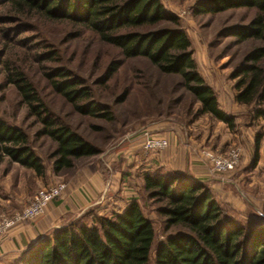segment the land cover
Instances as JSON below:
<instances>
[{
    "label": "rangeland",
    "instance_id": "1",
    "mask_svg": "<svg viewBox=\"0 0 264 264\" xmlns=\"http://www.w3.org/2000/svg\"><path fill=\"white\" fill-rule=\"evenodd\" d=\"M199 1L161 0L168 13L175 17L178 13L183 15L178 17L184 18L177 19L191 42L197 71L216 94L219 109L232 120V126L209 115L199 116L200 105L179 89L180 78L159 74L147 60L124 62L106 81L109 66L120 60V54L103 45L99 35L89 31L77 33L64 21L23 19L0 0V120L25 133L44 168L52 172L48 156L55 147L47 138H37L41 127L36 118L29 115L16 86L11 84L15 75L20 74L33 86L50 119L62 121L100 151L95 158L76 162L72 170L57 176L59 179L52 187L57 183L65 185L60 200L67 194L69 183L77 181L78 193L81 184L91 193L95 215H99V210L102 215L120 213L132 200L139 202L155 232L149 264H156L159 246L167 235L174 233L172 230L169 234L165 232V219L157 214L162 205L147 198L145 179L149 176L163 179L178 176L188 185L197 186L201 193H208L224 217L237 225L249 231L264 226V119L255 118L257 111H264V103L256 109L239 105L236 102L238 80L232 79V74L258 43L253 40L239 43L231 34L236 28L248 25L256 12L244 9L194 17V7ZM261 67L264 69V61ZM57 69L65 70L69 79L77 78L88 87L95 103L107 107L114 121L108 123L76 114L52 88L56 81L52 75ZM257 136L261 143L259 162L254 168L252 158ZM151 140L163 141L167 146L163 151L151 152L145 144ZM208 153L224 158L234 154L239 160L237 167L231 173L213 174L203 159ZM100 165L106 169L108 177L112 176L108 189L100 185L101 190H97L93 182L83 181L84 174L79 175L83 168L90 166L99 170ZM84 172L88 177L93 176ZM33 175V172L11 165L8 160L0 162V216L22 210L38 191L50 187L34 188ZM38 175L45 180L46 174ZM15 180L28 187L31 194V199L21 209L19 202L9 199L7 190L8 184ZM104 188L107 189L105 193ZM8 201L12 203H6ZM89 212L60 221L57 230L72 223L89 224L90 218L83 219ZM40 219L13 228L1 236L0 241L18 228ZM10 254L12 252H0V264H19Z\"/></svg>",
    "mask_w": 264,
    "mask_h": 264
},
{
    "label": "trees",
    "instance_id": "2",
    "mask_svg": "<svg viewBox=\"0 0 264 264\" xmlns=\"http://www.w3.org/2000/svg\"><path fill=\"white\" fill-rule=\"evenodd\" d=\"M3 2L23 19L37 17L53 23L64 21L77 33L89 31L99 35L103 45L120 54V60L109 66L106 81L124 62L147 60L159 74L180 78L179 89L200 105L199 116L209 115L232 126V120L219 109L216 94L197 71L187 34L161 0ZM244 9L255 11L256 17L248 25L236 28L231 35L239 43L253 40L258 44L232 74V79L238 80L236 102L256 109L264 103V69L261 67L264 61V0H200L194 7V17L217 16ZM53 74L56 79L52 83L53 90L76 114L108 123L114 121L109 109L95 103L91 90L79 79H69L63 69H57ZM11 84L16 86L29 115L35 117L41 127L37 138H47L55 147L48 159L56 176L72 170L76 162L99 155L98 148L62 121L47 116L48 111L37 92L20 74L15 75ZM124 98L119 100L120 103ZM255 118L264 119V111H257ZM260 143L261 138L257 136L252 158L254 168L259 162ZM5 160L26 171L42 176L45 173L42 159L31 147L28 136L0 120V162ZM188 184L178 176L145 179L147 198L162 205L157 214L165 219V232L174 231L159 246L156 264H264V226L246 230L224 217L208 193H201L197 186ZM140 206L132 200L120 213L99 216L90 211L83 218H90L89 224L72 223L47 234L18 262L149 264L155 232Z\"/></svg>",
    "mask_w": 264,
    "mask_h": 264
},
{
    "label": "crops",
    "instance_id": "3",
    "mask_svg": "<svg viewBox=\"0 0 264 264\" xmlns=\"http://www.w3.org/2000/svg\"><path fill=\"white\" fill-rule=\"evenodd\" d=\"M89 167L90 166L83 168L79 174V175L84 174L85 179L83 181L85 183L93 182L94 184L93 188L97 190H101V187H99L100 185L102 186V188L104 185H106L108 189L109 178L112 176H109V177L107 176L106 169H104L101 165L99 166V170L98 168H95V167H90V168ZM85 170L87 171L88 174H91L93 176L88 177L87 174H85L84 172ZM33 173H34L33 175L34 188L36 187L37 189L44 187V186H52L59 179L58 178L59 176L57 177L53 172H50L49 168L48 170L45 169L44 175L45 174L46 175H45L44 181L41 179V177L36 172H33ZM76 184H77V181H71V183H69L68 185L67 194H65L62 197L59 203L57 202V203L51 204V206L47 209L45 216L42 219H40L37 223L18 228L13 233H11L9 236L5 237L2 241H0V252L2 253L12 252V254L10 255H13L12 257H14V260L18 261L19 258L25 255L24 253L27 252V249L31 248L32 246L35 245V243H37L39 240L42 239V236H45L52 229L57 230L58 229L57 225L59 224L60 221L71 220L74 217H79L85 214L86 211L88 212L89 210L92 211V207H94L95 204L92 201L93 198H92L91 193L89 192L86 185L84 184H81L82 187H80V191L78 193L77 188H75ZM107 189L104 188L105 190L104 193L106 192ZM7 190H8V194L10 195L9 199L11 200L13 199L14 203L15 201L19 202L18 205H20L19 207L20 209L23 206H25L31 199L30 197L31 194L28 190V187H25L21 181L15 180L11 184L9 183L7 186ZM93 191L94 189H92V192ZM6 203H12V202L8 201ZM13 207L14 206L10 208H13ZM98 213H99V216H104L108 214L107 212H105L102 215L100 213V210L98 211ZM5 249L7 250L6 252H4Z\"/></svg>",
    "mask_w": 264,
    "mask_h": 264
},
{
    "label": "built area",
    "instance_id": "4",
    "mask_svg": "<svg viewBox=\"0 0 264 264\" xmlns=\"http://www.w3.org/2000/svg\"><path fill=\"white\" fill-rule=\"evenodd\" d=\"M178 16L183 15L178 13ZM178 18L181 19L184 17ZM145 144L146 149L151 152L163 151L167 146V143L156 140H151L147 143L145 142ZM222 157L223 155H214L211 153L203 155V159L208 164L210 171L213 174L231 173L237 167L239 160L237 159L236 155L231 154L227 158ZM64 190L65 185L63 183H57L53 187H47V189L43 191H38L29 205L22 210L15 212L13 215L0 216V237L15 227L24 225L28 222H35L36 220L40 219L44 215L45 209L49 205L60 200L62 196L61 194L64 192Z\"/></svg>",
    "mask_w": 264,
    "mask_h": 264
}]
</instances>
